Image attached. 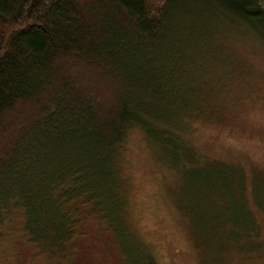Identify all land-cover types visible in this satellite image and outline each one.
I'll use <instances>...</instances> for the list:
<instances>
[{
	"label": "trees",
	"instance_id": "trees-1",
	"mask_svg": "<svg viewBox=\"0 0 264 264\" xmlns=\"http://www.w3.org/2000/svg\"><path fill=\"white\" fill-rule=\"evenodd\" d=\"M218 19L264 33V0H0V264H95V233L156 264L130 215L129 138L180 149L222 124L189 70Z\"/></svg>",
	"mask_w": 264,
	"mask_h": 264
},
{
	"label": "rangeland",
	"instance_id": "rangeland-1",
	"mask_svg": "<svg viewBox=\"0 0 264 264\" xmlns=\"http://www.w3.org/2000/svg\"><path fill=\"white\" fill-rule=\"evenodd\" d=\"M217 21L208 29L219 32L215 43L209 32L198 39L189 70L222 124L195 123L180 149L137 131L129 138L130 215L156 264H264V33ZM252 220L251 239L237 248ZM108 239H88L85 261L127 264Z\"/></svg>",
	"mask_w": 264,
	"mask_h": 264
}]
</instances>
